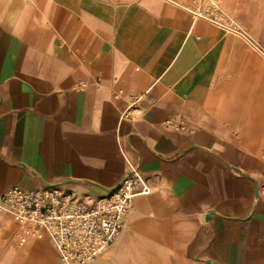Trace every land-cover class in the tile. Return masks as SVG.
Segmentation results:
<instances>
[{
    "label": "crops",
    "instance_id": "obj_1",
    "mask_svg": "<svg viewBox=\"0 0 264 264\" xmlns=\"http://www.w3.org/2000/svg\"><path fill=\"white\" fill-rule=\"evenodd\" d=\"M210 1L0 0V194L148 185L90 264H264V0ZM39 233L0 212V264Z\"/></svg>",
    "mask_w": 264,
    "mask_h": 264
},
{
    "label": "built area",
    "instance_id": "obj_2",
    "mask_svg": "<svg viewBox=\"0 0 264 264\" xmlns=\"http://www.w3.org/2000/svg\"><path fill=\"white\" fill-rule=\"evenodd\" d=\"M209 5L207 17L217 21L216 0ZM136 101L137 98H132L129 107ZM123 117L131 119L128 110ZM128 165L129 174L102 198L77 197L57 188L26 193L14 187L0 194V212L10 215L17 224L20 245L27 237L39 238V232H44L52 240L60 264H90L119 234L133 199L148 194L146 181L134 166Z\"/></svg>",
    "mask_w": 264,
    "mask_h": 264
},
{
    "label": "water",
    "instance_id": "obj_3",
    "mask_svg": "<svg viewBox=\"0 0 264 264\" xmlns=\"http://www.w3.org/2000/svg\"><path fill=\"white\" fill-rule=\"evenodd\" d=\"M111 191H113V189H112V190H110V192H111Z\"/></svg>",
    "mask_w": 264,
    "mask_h": 264
}]
</instances>
